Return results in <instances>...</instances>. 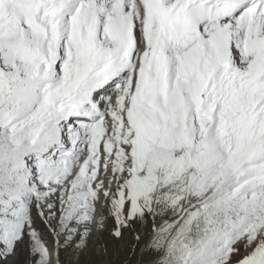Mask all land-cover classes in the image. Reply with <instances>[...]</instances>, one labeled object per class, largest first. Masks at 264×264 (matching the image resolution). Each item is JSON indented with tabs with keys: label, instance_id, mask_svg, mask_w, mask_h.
Masks as SVG:
<instances>
[{
	"label": "snow or ice",
	"instance_id": "obj_1",
	"mask_svg": "<svg viewBox=\"0 0 264 264\" xmlns=\"http://www.w3.org/2000/svg\"><path fill=\"white\" fill-rule=\"evenodd\" d=\"M94 246L264 264V0H0V264Z\"/></svg>",
	"mask_w": 264,
	"mask_h": 264
},
{
	"label": "rangeland",
	"instance_id": "obj_2",
	"mask_svg": "<svg viewBox=\"0 0 264 264\" xmlns=\"http://www.w3.org/2000/svg\"><path fill=\"white\" fill-rule=\"evenodd\" d=\"M161 221L158 220V223ZM151 235V222H149L148 225V232L146 235V239L148 236ZM131 242V236L126 235V241L125 244ZM143 247V245H141ZM65 259H68L67 256H65ZM127 259V249L125 247V250L122 251L119 255H116L112 252H109L107 254L99 252L97 246H94L90 248L85 254L81 255L78 258V264H122V261ZM152 257L150 255H146L143 260V264H149Z\"/></svg>",
	"mask_w": 264,
	"mask_h": 264
}]
</instances>
